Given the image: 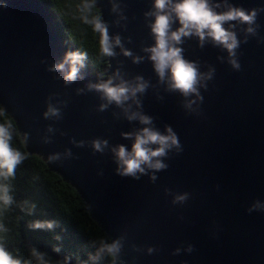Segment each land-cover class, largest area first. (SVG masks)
Wrapping results in <instances>:
<instances>
[{"label": "water", "instance_id": "1", "mask_svg": "<svg viewBox=\"0 0 264 264\" xmlns=\"http://www.w3.org/2000/svg\"><path fill=\"white\" fill-rule=\"evenodd\" d=\"M5 2L7 7L0 8V105L15 121L22 139L25 132L30 133V142L24 144L29 154H38L45 162L46 153L63 151L64 147L77 154L78 159L46 164L77 190L85 209L108 237L127 229L136 243L161 247L151 256L130 253L137 256L134 264H264V212L245 211L253 199L264 200V43L250 38L241 45L240 72L216 60L217 55H226L219 49L210 45L200 49L194 39L184 45L187 58L215 65L216 77L203 92L201 117L186 115L178 94L162 93L164 100L158 101L149 90L143 97L145 113L156 118L161 130L164 124L171 125L184 146L180 155L167 161L169 168L158 173L159 180L152 184L147 177L134 180L116 174L110 154L93 155L90 148H75L67 136L57 134L54 143L48 145L40 142L44 126L54 123L77 139L101 136L112 144L130 146L120 132L139 125L124 119L114 121L111 111H93L99 102L95 92L82 96L74 93L76 86L94 80L97 72L86 70L85 80L65 88L53 78L55 74L46 71L41 59L59 60L66 50L44 1ZM231 2L245 8L264 5V0ZM125 3L127 31L114 27L110 31L132 36L133 44L126 46L139 52L141 42H152L142 16L150 0ZM98 4L103 18L111 21L107 0H98ZM259 23L264 36V13ZM119 59L130 73L155 82L147 60L133 65L123 56ZM50 92L69 98L59 122L41 116ZM102 119L107 123H101ZM97 169L103 170L102 176L97 175ZM165 186L189 191L193 198L184 207H173L170 197L163 193ZM178 213L186 217L184 222L177 220ZM181 242H191L195 251L172 256L171 250Z\"/></svg>", "mask_w": 264, "mask_h": 264}, {"label": "clouds", "instance_id": "2", "mask_svg": "<svg viewBox=\"0 0 264 264\" xmlns=\"http://www.w3.org/2000/svg\"><path fill=\"white\" fill-rule=\"evenodd\" d=\"M107 3L111 21L103 18L98 0H85L81 8L85 13L84 22L91 25L99 35L98 58H106L107 64L104 71L95 74L94 80H86L73 91L78 96L95 92L99 102L92 110L97 113L111 111L114 121L124 119L130 124L136 122L139 127L133 126L129 131L120 132L124 140L130 141V146L123 143L112 144L108 138L101 136L77 139L54 126V123L44 126L40 142L48 145L54 143L57 134L67 136L69 144L75 148H90L93 155L110 154L116 174L134 180L147 177L148 182L155 184L159 180L157 174L169 168L167 161L173 155H180L184 146L171 125L164 124L161 130L155 123L156 118L145 113L143 97L149 90L158 101L164 100L162 93L178 94L179 105L186 115L203 116V92L209 90V83L215 79L216 67L199 58H187L184 45L194 39L200 49L209 45L219 49L226 55H217L216 60L227 63L233 71L240 72L241 45L247 44L250 38H255L257 43H264V36L259 31V17L264 13V5L245 8L233 4L231 0H150V6L143 11L142 16L152 42H141L139 52H136L126 46L133 44L132 36L122 35L121 31H110L113 27L127 31L129 17L125 11V0H107ZM6 7L5 0H0V8ZM120 56L127 58L133 65L146 60L150 62L155 82L142 74L130 73L124 61L119 59ZM88 60V52L80 49L68 50L56 61L42 58L40 62L45 64L46 71L55 74L54 79L60 80L65 88H69L78 81L85 80ZM68 104L69 98L62 97L59 92H50L45 97L41 116L44 120L59 122L63 120L64 109ZM101 123L107 121L102 119ZM13 139V124L0 122V264H54L49 253L35 246L30 248V259L22 258L18 250L9 247L6 239L10 229L4 223L5 213L14 206H18L29 217H36L38 211L34 200H24L18 204L15 198L12 180L16 177L17 168L28 156L13 146ZM30 140V133L25 132L23 143L27 145ZM78 158L69 147L44 156L48 165H59L63 161ZM97 175L102 176L103 170L97 169ZM219 187L215 185L217 190ZM162 190L166 197H170L169 203L173 207H184L193 198L189 191H175L167 186ZM245 211L249 214L264 212V200L253 199ZM177 220L184 222L186 217L178 213ZM27 226L31 231L53 234L52 239L57 242L51 245L57 258L55 264H73L72 256L64 254L61 246V232L65 229L58 219L34 218ZM212 235L215 236V233ZM90 246L94 249L93 253L80 264H101V261H107L108 264H134L137 256L130 253L151 256L161 251L158 245L136 243L129 238L127 229H122L114 237L92 240ZM194 251L195 246L191 242H181L171 250V255L180 256ZM180 264L185 262L181 261Z\"/></svg>", "mask_w": 264, "mask_h": 264}, {"label": "trees", "instance_id": "3", "mask_svg": "<svg viewBox=\"0 0 264 264\" xmlns=\"http://www.w3.org/2000/svg\"><path fill=\"white\" fill-rule=\"evenodd\" d=\"M55 20L58 35L61 37L64 50H84L89 54L88 71L91 73L103 70L107 59L98 58L99 35L91 25L84 22L85 13L81 8L85 0H42ZM0 122H11L14 127L13 146L25 152L28 158L17 168L16 177L12 180L17 203L34 200L38 205L36 217H29L14 206L5 213L4 223L10 229L7 234L8 245L18 250L24 259H30V248L37 247L49 253L54 264L56 254L51 245L57 243L52 233L31 231L28 223L34 218L58 219L65 231L61 232V246L64 254H69L75 264L86 261L94 249L90 242L99 238H108L107 234L85 209V204L70 183L64 181L56 172L49 169L38 154H29L18 132L15 121L3 111L0 105ZM59 232L60 230L57 229ZM101 264H108L101 261Z\"/></svg>", "mask_w": 264, "mask_h": 264}]
</instances>
